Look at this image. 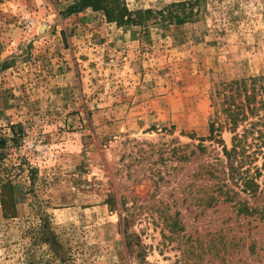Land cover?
I'll return each mask as SVG.
<instances>
[{
	"label": "rangeland",
	"instance_id": "374dc122",
	"mask_svg": "<svg viewBox=\"0 0 264 264\" xmlns=\"http://www.w3.org/2000/svg\"><path fill=\"white\" fill-rule=\"evenodd\" d=\"M73 1L0 0V189L16 210L0 190V264H264L258 132L242 164L258 192L228 180L249 212L204 205L214 181L198 176L248 125L225 122V83L258 80L264 123V0H202L132 32ZM213 120L223 141L202 159Z\"/></svg>",
	"mask_w": 264,
	"mask_h": 264
},
{
	"label": "trees",
	"instance_id": "16d2710c",
	"mask_svg": "<svg viewBox=\"0 0 264 264\" xmlns=\"http://www.w3.org/2000/svg\"><path fill=\"white\" fill-rule=\"evenodd\" d=\"M201 1H175L160 10H155L152 8L131 9L126 0H74L67 8V13L72 14L90 8L102 13L108 22L117 23L119 26L132 32L136 30L135 28L147 26L150 20L162 24H182L187 22L194 18L196 14L194 6L200 4ZM258 92V80L256 78L252 79L250 83L245 79L232 80L225 83L219 91V94L222 95L220 107L224 114L225 122L234 131L241 123L245 122L248 125H246L242 134L235 132L231 148L223 146V154L226 159L216 156L215 161L207 160L201 163L202 169L199 170L198 176L214 181L212 185L204 187L206 197L200 199L201 202H204V205L211 206L220 202L223 198V201L234 202L235 206L245 207L244 209L249 212L247 204L236 198L241 191L255 194L260 187L256 179L249 174L248 170L242 169V164L250 156L246 152L248 137L250 135L254 136L253 134L258 132V136L254 137V139L257 140V144L264 146V129L259 128V126H264V123L260 119L253 120V118L258 117L257 112L260 110V107L257 105L259 102L257 100ZM222 128L223 124L213 120L210 123L209 135L198 138L199 143L197 144V148L201 156L208 153V147L204 145L206 139L217 142L223 141L221 139ZM191 137L193 138L194 136ZM175 151H177V148ZM188 156L186 152L180 155L183 159H187ZM229 179H236L235 185L239 187L240 192L230 186ZM10 188L11 182L5 181L0 189H4V192H6V194H1L2 204L5 206L3 207L5 217H13L16 212L15 207H6L9 202H7L6 196H8Z\"/></svg>",
	"mask_w": 264,
	"mask_h": 264
}]
</instances>
